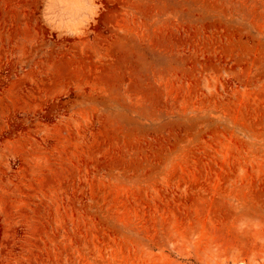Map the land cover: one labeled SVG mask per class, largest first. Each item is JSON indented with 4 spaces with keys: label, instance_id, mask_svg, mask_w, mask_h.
<instances>
[{
    "label": "rangeland",
    "instance_id": "obj_1",
    "mask_svg": "<svg viewBox=\"0 0 264 264\" xmlns=\"http://www.w3.org/2000/svg\"><path fill=\"white\" fill-rule=\"evenodd\" d=\"M0 264H264V0H0Z\"/></svg>",
    "mask_w": 264,
    "mask_h": 264
}]
</instances>
